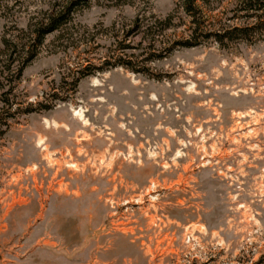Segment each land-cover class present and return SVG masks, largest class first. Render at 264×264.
Listing matches in <instances>:
<instances>
[{"label":"rangeland","instance_id":"rangeland-1","mask_svg":"<svg viewBox=\"0 0 264 264\" xmlns=\"http://www.w3.org/2000/svg\"><path fill=\"white\" fill-rule=\"evenodd\" d=\"M79 1L0 0V264H264V6Z\"/></svg>","mask_w":264,"mask_h":264},{"label":"trees","instance_id":"trees-1","mask_svg":"<svg viewBox=\"0 0 264 264\" xmlns=\"http://www.w3.org/2000/svg\"><path fill=\"white\" fill-rule=\"evenodd\" d=\"M197 0H183L184 9L187 11V13L196 16V12L198 11V5ZM249 4L250 8H261L264 6V0H245ZM80 3L79 0H68V2L65 3V5L59 9V12L57 14L52 13L49 14L47 17V20L45 22H42L36 29L34 30L36 32L37 42H41L42 38L50 32H53L57 30L65 21L68 20L71 11L75 8V6ZM250 29V26H235L230 31H227V33L232 34L233 32L240 31L243 36H245L247 33L246 31ZM217 39L219 41H222V33H216ZM92 70L84 71L79 75V78L81 76H84L86 74L91 73ZM78 79L76 78L74 80V84H76ZM33 110V109H28Z\"/></svg>","mask_w":264,"mask_h":264}]
</instances>
